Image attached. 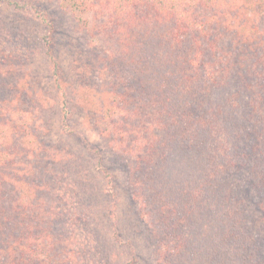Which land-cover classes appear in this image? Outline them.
Here are the masks:
<instances>
[{
  "label": "trees",
  "instance_id": "obj_1",
  "mask_svg": "<svg viewBox=\"0 0 264 264\" xmlns=\"http://www.w3.org/2000/svg\"><path fill=\"white\" fill-rule=\"evenodd\" d=\"M57 1L74 16L88 15V28L96 27L90 14L107 13L108 36H116L120 46L117 55L106 59L108 67L96 71L102 79L107 71L116 77L108 90L97 94L102 119L112 123L110 112L143 102L163 117L157 118L162 128L175 125L181 134L177 141L155 131L140 150L146 155L138 152L128 172L146 190L151 223L165 228V236L185 233L180 243L169 246L165 239H154L146 227L147 248H155V253L161 248L168 253H178L175 249L181 247L185 251L197 241L193 230L201 226L199 239L210 245L203 260H214L223 247L231 252L232 264H264V126L256 127L263 120L252 114L255 109L264 111V0ZM117 87L120 91L115 92ZM112 124L106 131L114 136L118 125ZM34 127L13 124L10 132L0 134V264L61 263L62 255L79 251L78 262L117 264L120 247L135 253L136 237L131 235L138 229L125 237L119 233L113 208L106 205L111 190L96 185L87 190L81 181H68L77 174L85 178L81 172L91 173V167L71 164L72 154L65 146L54 148L50 156L51 146L39 140L34 152L41 153V161L29 162V168H8L21 163L13 150L22 146L26 135L49 131ZM220 137L226 144L218 142ZM178 149L190 157L184 156L181 164L195 173L188 185L196 189L175 195L167 185L177 169L173 157ZM195 152L204 156L197 168L190 160ZM120 153L128 155L126 149ZM37 164L42 168H35ZM54 164L59 165L51 169ZM46 169L50 174L43 177ZM97 207L107 209V216L98 211L97 217ZM46 219L69 230L62 234L63 241L45 232ZM102 231L107 235L99 240ZM136 255L125 264H133Z\"/></svg>",
  "mask_w": 264,
  "mask_h": 264
},
{
  "label": "rangeland",
  "instance_id": "obj_2",
  "mask_svg": "<svg viewBox=\"0 0 264 264\" xmlns=\"http://www.w3.org/2000/svg\"><path fill=\"white\" fill-rule=\"evenodd\" d=\"M85 17L88 20L86 14L79 18L67 12L57 0H0V134L4 130L10 132L9 128L13 124L27 125L28 128L30 125L31 130H35L33 125L38 129L41 126L49 129L42 135L32 132L35 137L26 135L21 147L15 145L13 153L19 154L16 162L21 163H13L8 168H29V162L33 161L34 164L41 161V153L34 152L39 140L51 146L48 155L52 154L54 148L65 146L72 154L71 164L78 165L79 168L91 167V173L81 172L86 174L85 178L77 174L72 175L73 180L69 178L68 181L79 184L81 181V185L87 190L90 185L109 188L115 199L111 200L105 194L106 205L113 208L111 216L117 223L119 233L125 237L131 235L132 230L138 229L131 235V238L136 237L132 240L135 253H127L125 246L120 247L122 253L116 260L117 264H125L134 254H137V258L133 264H232L231 252L223 247L218 248L214 260H203L201 255L210 245L208 241L199 239V233H204L201 226L193 230L197 241L185 251L181 247L175 249L180 251L178 253H168L161 248L156 249L159 251L155 253V248H147L146 227L153 233L154 239H165L169 246L180 243L178 238H182L185 233L173 231V236L171 233L165 236V228L151 223L152 218L147 213L149 201L144 194L146 190L133 177H129L128 172L133 170L138 152L146 155L140 150L155 131L161 138L170 135L176 140L181 134L177 133L175 125V129L162 128L163 124L157 118L161 120L163 117H157V113L150 111V104L143 102H131L118 112H110L112 123L118 127L114 136L107 132L114 125L108 118L102 119L103 107L97 94L108 90L116 77L113 71H107L102 79L96 71L102 66L108 67L106 59L117 55L120 46L116 44V36L115 39L108 36L111 28L107 23V13L101 12L98 17L90 14L91 23L96 27L88 28ZM256 79L257 76H254L253 80ZM253 90L255 94L256 88ZM114 91L118 92L120 88L117 87ZM263 112L257 109L252 111L254 117L263 120L262 123L257 122L256 127L264 126ZM239 115L237 113L236 117ZM123 117L126 119L118 122L117 119L122 120ZM62 127L72 130V134L68 136L67 130ZM23 129L26 130L24 127ZM119 137L122 139L119 140ZM221 139L222 137L218 142L226 144ZM81 140L86 142L87 149L83 147ZM139 143L141 147H138ZM123 149H126L128 155L120 153ZM9 151H12L11 147ZM67 151L64 150L63 153ZM176 151L173 158L176 159L174 166L177 169L167 185L175 195L185 188L196 189L195 184L188 185L194 180L195 173L192 174L191 169L184 170L186 167L181 164L184 156L190 157L179 149ZM26 154L30 155L27 159L24 158ZM194 155L190 160L193 168H197L204 156L197 152ZM58 165H52L51 169ZM37 166L35 168H42L40 164ZM44 173L43 177L50 174L47 169ZM20 175L15 172V176ZM95 210L97 217L98 211L107 216V209L97 207ZM81 226V233H85L86 224ZM42 227L46 228L45 232L50 231L52 236L57 235L60 241H63L62 234L69 232L67 228L56 226L51 219H46V224H42ZM104 234L107 235L104 231L99 233V240ZM64 245L59 244V247ZM79 253L73 256L69 254L67 257L62 255L61 263H53L87 264L83 260L78 262ZM83 257L81 254V259ZM46 262L53 264L49 260Z\"/></svg>",
  "mask_w": 264,
  "mask_h": 264
}]
</instances>
